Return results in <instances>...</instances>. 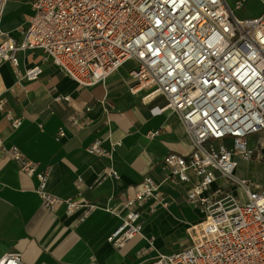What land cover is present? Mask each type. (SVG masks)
I'll return each mask as SVG.
<instances>
[{"label": "built area", "instance_id": "obj_1", "mask_svg": "<svg viewBox=\"0 0 264 264\" xmlns=\"http://www.w3.org/2000/svg\"><path fill=\"white\" fill-rule=\"evenodd\" d=\"M7 1L0 0V62L17 67L21 51L39 49L80 86L91 87L135 60L132 91L147 90L151 100L162 96L164 104L152 110L176 112L186 125L191 152H169L163 165L172 181L189 182V172L196 174L188 198L202 207L204 218L192 227L190 246L160 254L153 264H264V187L235 174L239 159L264 163V153L259 156L248 142L249 135L264 130V12L238 15L245 0H36L18 39L1 29ZM42 72L36 64L22 77L35 80ZM72 121L79 123L76 117ZM21 123L20 117L12 122ZM64 134L60 128L56 137ZM85 150L112 158L116 147L107 149L97 139ZM10 154L22 172L37 175L36 191L46 207L92 208L51 193L46 172L37 171L17 146ZM103 176L117 172L110 167ZM220 177L227 186L217 183ZM123 194L121 223L108 236L117 247L142 231L141 207L148 199L168 205L150 176L132 194ZM86 216L87 211L81 220ZM0 264L26 263L9 252Z\"/></svg>", "mask_w": 264, "mask_h": 264}, {"label": "crops", "instance_id": "obj_2", "mask_svg": "<svg viewBox=\"0 0 264 264\" xmlns=\"http://www.w3.org/2000/svg\"><path fill=\"white\" fill-rule=\"evenodd\" d=\"M35 1L8 0L1 29L22 39ZM19 59L17 67L0 62V259L13 252L26 264H153L160 254L190 246L189 233L204 218L202 207L188 198L198 178L190 171L189 182L166 179L163 159L169 152L188 155L192 138L178 113L152 110L164 104L162 96L151 100L145 97L147 90L132 91L136 61L124 62L105 82L82 87L39 49L21 51ZM36 64L43 68L39 78L22 77ZM18 117L22 123L14 127ZM60 128L65 134L57 138ZM97 139L107 149L115 145L112 158L85 150ZM248 142L263 156L264 130L249 135ZM13 146L35 162L37 171L46 172L51 193L91 203L92 208L68 212L65 203L46 207L36 191L39 178L21 171L10 154ZM242 161L245 175L240 174ZM260 166L264 163L257 158L239 159L235 174L264 187L256 181ZM110 167L117 176L104 177ZM148 176L160 184L168 205L148 199L141 207L142 231L117 247L108 236L121 223L123 193L132 194ZM217 183L227 186L221 177Z\"/></svg>", "mask_w": 264, "mask_h": 264}, {"label": "rangeland", "instance_id": "obj_3", "mask_svg": "<svg viewBox=\"0 0 264 264\" xmlns=\"http://www.w3.org/2000/svg\"><path fill=\"white\" fill-rule=\"evenodd\" d=\"M232 1V0H231ZM264 12V4L261 0H245L244 6L242 10H238V15L242 17L248 16H257ZM257 172V180L258 182H264V168L260 166ZM241 175H245L247 173V165L246 162L242 161L240 165Z\"/></svg>", "mask_w": 264, "mask_h": 264}]
</instances>
